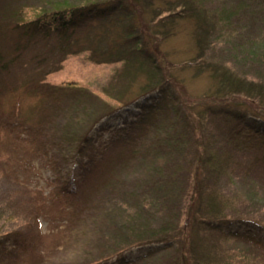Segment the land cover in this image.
I'll return each instance as SVG.
<instances>
[{"label":"rangeland","instance_id":"1","mask_svg":"<svg viewBox=\"0 0 264 264\" xmlns=\"http://www.w3.org/2000/svg\"><path fill=\"white\" fill-rule=\"evenodd\" d=\"M8 1L11 0H0V13ZM188 1L194 10L189 14L181 10L176 17H168V14L176 13L175 5L181 6L182 0H133L135 13L132 17H125L130 5L128 0L122 1V6H117L109 14L107 22L112 20L110 26H115L106 28L107 34L103 35L106 38L102 42L100 39L89 41L90 34L79 41L84 52L66 58L57 71L48 73L44 79L40 73L42 65L35 61L37 65L32 67L33 64L28 62L35 49L21 50L18 60L3 73L0 78V247H18L17 253L23 258L20 264H126L145 256L147 258L137 264H158L160 258L166 260L161 255L154 258L151 254L161 243L126 246L115 253H111L115 248L110 249L112 246L109 245L121 242L124 234L130 232L120 228L121 222L133 220V225L140 229L153 224L149 215L158 204L154 198L157 191L155 180L166 183L165 190L178 191L179 182L194 171V159H191L194 151L188 149L187 143L184 144L186 149L183 147L180 138L184 137L181 135L185 133L183 131L203 124L198 135L192 128L190 131L198 137L208 154L217 155L218 151L222 154L225 146L222 140H229L230 128H238L241 134L248 135H255L257 128H264V120L250 113L255 103L253 107H246L229 102V110L235 111V116L239 117L231 121L224 116H215L218 104L212 101L214 97L227 95V90H218L217 80L223 70L232 68L247 74L246 83H252V87L258 83L255 81L257 75L263 77L259 73L263 71L264 57L259 48L264 49V44L249 46L246 41L250 38L264 41V2L257 6L256 3L262 0H253L251 9L236 11L232 18L227 15L219 18L222 8L235 11L234 2L238 0ZM36 2L28 0L26 5L35 6ZM200 5L206 10L203 20L206 26L201 19L195 20L192 16ZM35 15L27 8L23 16L33 18ZM83 20L77 21L76 27L71 29L76 38L88 31ZM93 20L91 27H98L100 20ZM6 24L0 19V31L7 28L0 38L8 45L12 39L7 35L9 26ZM203 29L209 30L206 34L212 43L205 47L201 42L203 47L200 49L205 53L201 55L197 40ZM121 30L125 32L122 36ZM128 33L136 37L134 42L125 41ZM100 42L102 47H98ZM136 43L137 47L144 46L151 52L157 68L166 77L175 78L178 87L174 86V81L166 80L153 92L116 107L107 115L103 111H112L107 110L118 103L107 98L105 93L123 89L124 83L136 79L124 94V101L134 98L132 96L144 86L145 76L132 69H122V62L101 65L97 62L103 57L108 58L109 54L115 60L119 48H125V56L130 57L132 54L128 48ZM6 45L0 44V49L7 53L11 44ZM110 46L112 49L107 48ZM99 48L109 50L93 52ZM252 50L258 54L252 56L249 52ZM201 56L203 61H208H200L202 64L194 67L192 60ZM223 56H228L231 64L219 65L218 71L213 72L211 63L220 62ZM40 80L47 87H61L67 82L81 86L65 88L67 90L56 92L55 98L48 100L38 91L41 90L37 84ZM155 107L160 108L158 113H155ZM101 111L103 117L92 123ZM157 123L160 125L155 130L153 126ZM134 131H140L138 138ZM129 134L135 139L132 145L136 151L129 153V161L124 166L118 160L122 154L118 144L123 143L121 138ZM85 135L87 142L84 144L82 136ZM154 136H158L157 143H160L159 137L167 140L161 143L164 149L160 148L165 156H160H168L170 164L156 160L149 152L145 154L144 145L138 146L141 142L149 144ZM172 136H175L174 140H171ZM168 141L174 143L169 148ZM100 158H114L120 169L117 174H111L112 179L101 180L100 185L105 186L97 190L96 181L88 180L84 169L87 161H99ZM226 174L231 175L228 170ZM235 174L232 184L230 181L228 184L223 175L208 176L210 186L219 190L221 198L227 196L233 200L220 221H211L212 232L200 228L199 236L204 239V244L200 243V252L204 254L207 247L223 251L226 250L222 248L233 247L231 253L221 254L223 264H264V230L260 227H264V190L253 189L249 178ZM75 186L80 188L79 192L71 194ZM160 189L157 193L162 192ZM140 203L145 204V213H149L145 217L147 221L135 216ZM31 206L38 209L36 216L29 214ZM43 213L45 217H42ZM175 219L169 224H174ZM254 222H259L260 226ZM23 223L31 226L28 234L19 229ZM68 227H71L72 235L65 238ZM236 232L243 236L229 241L224 238ZM104 236L107 237L102 239ZM105 240L110 242L105 243ZM250 242L255 245L254 249L243 250ZM237 248L240 250H235Z\"/></svg>","mask_w":264,"mask_h":264},{"label":"trees","instance_id":"2","mask_svg":"<svg viewBox=\"0 0 264 264\" xmlns=\"http://www.w3.org/2000/svg\"><path fill=\"white\" fill-rule=\"evenodd\" d=\"M27 1L28 0H19L18 2L17 0L8 1L3 7L2 12L0 13V19L2 21H5L7 23L6 25L9 26V34L7 33V35H9L12 39L9 44L6 45L3 39L0 38V44L6 46H9L11 44V46H9L10 51L7 53L0 49V78L7 70L8 66L18 60L17 55L21 53V50L28 51L35 49L34 55L29 59L28 62L33 64L32 67L37 65L34 64L35 61H38V65H42V67H40V73L42 74L41 79H44V77L48 73L57 71L61 63L66 58L74 55H79L84 52L83 46L79 44V41L85 39L87 36L89 37L90 34L91 36L89 38V41L100 39V41L102 42L103 38H106L103 37V35L107 34L106 28L110 27L113 29V27L115 26L114 24H111L110 26V22L112 20H109V22H107L110 18L109 14L112 13L117 6L121 7L122 1L126 0H75L78 2V4H76L77 2H71L68 0H36L37 2L35 3V6H27ZM128 1L130 5L128 8L130 10L125 13V17H132L135 13V4L132 2L133 0ZM199 1H201V3L205 2L204 0ZM189 2L190 1L188 0H182L181 6L175 5V9L177 10V12H169L168 17H176L182 11H185V13L188 12L187 14H189V11L194 10V8L192 7L193 5H191ZM262 2H264V0H262L260 3H256L257 6L263 5ZM253 4V0H238L237 2H234L233 7H235V11L226 10L228 8H222L220 10V16L218 17L222 18V16L224 17L227 15L229 18H232V14H234L236 11L240 12L246 9L249 10L253 7ZM27 8H30L36 14L33 18L23 16ZM199 8L200 9L194 12L192 16L193 18H195V20L201 19V23L206 26L207 24L204 22L206 10L204 7H201V5ZM82 19H84L83 21L86 22L88 31L84 32L82 37L76 38V34H71V29L75 28L77 25L76 22L81 21ZM93 19L100 20V25L98 27H91L92 22L95 21ZM117 19H119V17H117ZM88 23L91 24L88 25ZM0 28H2L1 25ZM213 28L216 29L214 24ZM126 29L127 27L124 29V31H126ZM6 31L7 28L3 31H0V35L5 33ZM124 31H120L121 36L124 35ZM208 31L203 29V32L201 34L197 33L199 35L197 40L199 43L198 49L203 47L201 42H203L205 47L212 43V40L206 34ZM132 35V33H128L126 35L127 38L125 41L132 42L134 39H136V37H131ZM206 36L208 37V39ZM101 42L98 44V47H102ZM246 42H248L247 45L249 44V46H254L257 43L264 44L263 39L260 40L250 38ZM137 44L138 43L128 48L132 54L130 57L125 56L127 54V50L125 48L122 50H120L119 48V55L115 60L111 59L112 54H109L108 58L103 57L101 61L97 62L99 65L122 62L120 63L123 66L122 69H132L135 70V72L142 73L145 76L144 86L141 87V89L134 96H132L134 98H130L124 101V94L133 84L132 82L136 79H134L133 81H128L129 83H124L123 89H117L114 93L111 94L105 93L107 98L115 100L118 103L114 108L107 110L112 111L108 113L106 111H103L107 115H110L111 112L113 113L116 107L118 108L126 105V103L130 102L131 100L133 101L135 99H138L139 97H142L143 95L153 92L154 89L162 86L164 82H166V80H175V78L171 77V75H168L166 77V74L162 73L160 69L157 68L156 64L153 61L154 59L151 55V52L146 51L144 46L137 47ZM111 47L112 46L107 48L110 49ZM109 49L99 48L97 50H93V52H96L98 50L107 51ZM199 52L201 53V55L202 52L203 55L205 54L201 49ZM249 52L252 56L258 54L256 50H252ZM259 52L264 57V49L259 48ZM116 53L117 52L113 54ZM103 54H105V52ZM202 57L203 56L192 60L191 64L196 67L202 64L199 63L200 61H208L207 59L203 61ZM219 61L220 62L217 63H211L213 72L216 71L218 67H220L219 65L223 66L224 63L231 64L228 56H223L222 60ZM50 66L51 68L48 70ZM262 67L263 71L259 74L263 77L257 75V80L255 81H258V83L255 87H252L250 85L252 83H246V79H249L247 77V74L238 72L236 71L237 69L235 70L228 67L229 70H223V72L220 73V76H218L217 80V83L219 85L218 90H220L221 88L227 90L225 91L227 95H219L217 98H213L212 101L218 104L216 106L218 113L215 112V116H224L230 118L231 121H233L238 119L239 117L235 116V111L229 110V106H231L229 102H232L231 104L240 103L246 107H253L252 104L255 103L256 105L250 111V113H253V115L264 120V66ZM197 69L199 70L201 69V67ZM240 75H243V77L239 78ZM41 82L43 83V80H40L39 83H35H37L39 85V88L41 89L38 91L44 93L43 98L47 97L46 99L48 100L55 98L54 94L56 92L61 93L63 92V90H67L65 88L75 89L80 88L79 86H81L75 82H67L63 83L61 87H47L45 83L42 84ZM173 83L174 86L175 84L177 86L176 81H174ZM201 99L204 98L202 97ZM83 110L84 107L81 108V111ZM159 110V107H155V113H158ZM103 112L101 111L100 116H98L96 119L94 118L95 120H92V123L98 122L99 119L103 117ZM158 123L154 124L153 126L155 127V130L156 127H159V125L161 124ZM200 127L203 128V124L199 125V127L195 125L193 127H188L185 129L186 131H183V133H185L181 134L184 137H180L181 141L183 140V147L185 148L184 144L187 143V147H189L188 149L194 151L191 156V159H194L192 160L194 171L190 173L189 176H185L181 180V182H179L180 187L178 191H172V189L165 190L164 187L166 186V183H161V180H155V182H157L155 185L157 191L155 193L156 197L154 196V198L156 203L158 204L157 207H155L154 212L150 214L151 216L149 215L150 222H152L153 224H150L145 228L141 227L140 229L137 225H133L135 223L133 222V220L132 222L130 221L119 223L120 228L124 227L127 232H130L128 233V235L127 233L124 234L126 236H123L121 242H116L113 245H109V247L112 246L110 249L115 248L111 253L118 252L126 246L161 243L162 245L159 248L153 249L154 251L151 252L153 257L156 255H161L166 259L163 260L160 258L158 264H223L222 259L224 256H221V254H228L234 251L233 247H231L230 249L222 248L226 251L218 250L214 247H207L204 254H201L200 252L202 248L200 243L204 244L202 242V240L204 239L200 238L199 236L200 228H203L206 231H211V221H220L222 217H224L223 215L226 213V209L232 205L233 200L227 196L221 198L219 190H216L212 186H210V183L208 181L211 179L208 178V176L213 178L218 175H223L226 178L227 183L228 181H230V183L232 184V179H234V175H236L235 173H239V175L237 176H246V178L250 179L253 189L257 190L259 188H262L264 190V128L255 129V135L241 134V131L238 130V128H230V136L228 138L229 140H222L225 142L222 154L220 151H218L216 152L217 155H213L211 154V152H209V150L208 152L210 154L205 151V146L200 141H198V137L192 134V132L190 131V129L192 128L194 133L198 135ZM134 132L136 133V131ZM138 132L140 131H137V133ZM132 133L133 132H131V134ZM137 133L135 135L136 138H138ZM72 134L73 133L71 132V135ZM131 134L124 136V139L121 138V140H123V143L118 144L120 152L122 151V154H119L118 160L124 166H127V163L129 161V159L127 158V156H129V153L132 152V150L136 151L135 146L132 145L135 139ZM82 137H84L82 141L85 144V142H87L86 135ZM180 138H177L176 140L180 141ZM159 139L160 143H157L158 136L157 138L154 136V138L152 137L150 139L149 144H147L146 142H141L138 146L144 145L145 154L149 152L156 160L160 162H166V164H170V160H168L169 158H167L168 156L163 158H161L160 156L162 155L160 148L164 149L163 142L167 140H164L160 137ZM174 139L175 136H172L171 140ZM154 141L158 146L156 144H153ZM167 144V147L169 148V146H172V144L174 143L168 141ZM79 150L82 151L81 148ZM162 156H165V154H163ZM113 159L114 158H111L110 160H108L107 158H100L99 161L90 159V161L86 162L84 176L86 175L88 180L94 179L96 181L97 184L95 183L94 185L98 187L97 190L105 186L100 185L101 180L112 179L110 178L111 174L119 171L120 166L117 165L116 167L115 160ZM226 170H228L231 175H227ZM163 172L165 174V170ZM205 173L210 174L208 176H205ZM213 173L214 175L211 176V174ZM96 178H100V180H96ZM165 178V175H163V179ZM172 180H175V178ZM98 181L100 183H98ZM159 186L161 187V189L159 188ZM79 189L80 188L78 186H75L71 194L77 193ZM158 189L162 190V192L159 191V193H157ZM59 196H61L60 193ZM43 199L45 198L43 197L42 200ZM38 209L41 210L40 205L38 206ZM38 209L32 207L29 211V214L36 216ZM136 210L137 213H135V216L139 217V219L142 218L141 220L147 221L145 217L149 213H145L147 210L145 208V204L140 203V206ZM33 211L34 213L32 214ZM71 213L72 212H70V215ZM42 217H45L44 213L42 214ZM175 217L177 219H175ZM173 219H175V223L169 224ZM29 223L32 226H35L34 223ZM254 223L260 226L259 222ZM30 227L31 226L29 224L23 223L19 229L24 230L25 233L28 234V229H30ZM260 227L264 230V227ZM71 235L72 229L71 227H68L67 231L65 232V238L68 236L70 238ZM239 236L243 235L236 232L232 233V235L225 236L224 238L229 241L231 238H238ZM106 237L104 236L102 237V239H105ZM104 242L109 243L110 240H105ZM247 245L248 247L244 248L243 250H249L248 248L254 249L255 247V245L251 242ZM18 249V247H13L11 249L0 247V264H20V261L23 258L19 255V253H17L19 252ZM235 250L240 249L237 248ZM243 257L245 258L246 254L243 253ZM253 257L256 258V256ZM144 258L146 259L147 257L145 256L134 261H127L126 264H137L138 261H141ZM23 261L25 262V260ZM227 264L230 263L227 262Z\"/></svg>","mask_w":264,"mask_h":264}]
</instances>
